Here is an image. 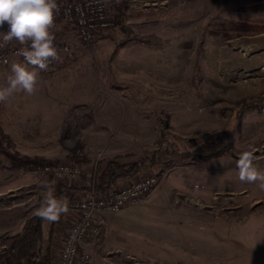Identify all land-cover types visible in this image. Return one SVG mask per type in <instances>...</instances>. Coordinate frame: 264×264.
Listing matches in <instances>:
<instances>
[{"label":"rangeland","instance_id":"rangeland-1","mask_svg":"<svg viewBox=\"0 0 264 264\" xmlns=\"http://www.w3.org/2000/svg\"><path fill=\"white\" fill-rule=\"evenodd\" d=\"M102 1L114 27L86 46L58 25L73 52L40 73L34 94L0 103V255L41 204L43 183L69 187L70 207L88 196L97 164L149 158L153 166L114 189L157 172L159 185L106 216L101 238L85 246L90 264H264V191L235 167L251 146L264 168V0ZM224 25L239 33L215 36ZM13 63L0 66V85ZM207 142H222L224 155L201 159ZM62 163L79 168L76 182L43 171ZM72 214L44 238L53 263Z\"/></svg>","mask_w":264,"mask_h":264},{"label":"built area","instance_id":"built-area-1","mask_svg":"<svg viewBox=\"0 0 264 264\" xmlns=\"http://www.w3.org/2000/svg\"><path fill=\"white\" fill-rule=\"evenodd\" d=\"M59 12L56 15L55 29L60 24H66L77 30L86 46H91L96 37L114 27L109 18L105 3L102 0H57ZM60 60L73 52L70 45L60 42L55 37ZM21 45L11 42L8 46H0V66L12 62H22L18 55ZM60 60L53 61L49 69ZM46 173H51L60 181L76 182L80 176L77 166L71 164L46 165ZM163 173L149 174L139 179L129 180L124 186L99 195L94 190L85 198L76 199L70 203V209L77 215V220L65 237L59 257L53 264H90L91 257L86 251L87 244L95 243L103 235L106 216L118 213L128 207L143 201L160 183Z\"/></svg>","mask_w":264,"mask_h":264},{"label":"clouds","instance_id":"clouds-1","mask_svg":"<svg viewBox=\"0 0 264 264\" xmlns=\"http://www.w3.org/2000/svg\"><path fill=\"white\" fill-rule=\"evenodd\" d=\"M59 12L57 0H0V28L8 25L6 32L0 33L3 45L16 41L21 47L18 55L22 62L13 63L6 82L0 85V103L9 100L16 94L32 95L37 90L40 73L47 71L53 61L60 60L52 29ZM74 139L65 141L74 146ZM256 149L238 154L235 167L241 182L256 183L264 191V168L258 164ZM46 191L40 207L34 215L46 222H58L62 215L69 212L66 198H57L51 184L41 185Z\"/></svg>","mask_w":264,"mask_h":264},{"label":"trees","instance_id":"trees-1","mask_svg":"<svg viewBox=\"0 0 264 264\" xmlns=\"http://www.w3.org/2000/svg\"><path fill=\"white\" fill-rule=\"evenodd\" d=\"M252 26L251 24L243 23L238 27L251 30ZM238 27L236 28V26L233 25L218 26L215 28L214 35L219 36L223 34L227 40L232 33H239L237 32ZM8 45L9 44L4 46ZM244 102V100L241 101L240 106H244ZM197 152L201 159L208 161L214 157L224 155V146L222 142H207L200 146ZM38 160L26 158L24 162L26 164L24 165H29L28 167L36 169L37 166L44 163ZM153 162L154 160L151 161L148 158L126 167L118 159H113L108 161L104 166L97 164L92 175L89 192L94 190L99 195H104L113 190L120 181L140 175L142 168L148 165L153 166ZM67 190H70V188L66 185H62L54 194L57 198H67L65 195ZM38 207H40V204L36 209ZM45 223H48L51 228L48 233V239H50L57 222H46L33 215L27 219L23 230L20 234L16 235L14 241L7 250L1 253L0 264H53V260L49 253L50 247L48 246L45 250L43 247L45 240L43 225Z\"/></svg>","mask_w":264,"mask_h":264},{"label":"crops","instance_id":"crops-1","mask_svg":"<svg viewBox=\"0 0 264 264\" xmlns=\"http://www.w3.org/2000/svg\"><path fill=\"white\" fill-rule=\"evenodd\" d=\"M91 181H92V176H91V178H90V181H89V186L88 185H86L85 187H86V189L88 188V190H89V187L91 186ZM85 194H87V195H89V191L87 192H85ZM73 216V218H71V221H69V222H71V223H74L76 220H77V215H75V214H72L71 215V217ZM61 219H62V217H61ZM67 222H68V220H67ZM49 225V224H48ZM55 228H57V226L55 227ZM55 231V230H54ZM47 237H48V233L47 234H45V239H47Z\"/></svg>","mask_w":264,"mask_h":264}]
</instances>
